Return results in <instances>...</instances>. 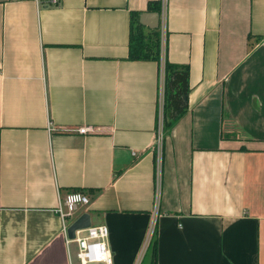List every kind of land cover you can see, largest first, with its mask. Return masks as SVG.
<instances>
[{
  "label": "crops",
  "instance_id": "1",
  "mask_svg": "<svg viewBox=\"0 0 264 264\" xmlns=\"http://www.w3.org/2000/svg\"><path fill=\"white\" fill-rule=\"evenodd\" d=\"M163 11L0 0V264H80L55 212L70 192L89 199L71 220L108 227L111 264H264V0L166 1L165 60L189 91L156 210L159 58L127 55L130 29L159 33Z\"/></svg>",
  "mask_w": 264,
  "mask_h": 264
},
{
  "label": "built area",
  "instance_id": "2",
  "mask_svg": "<svg viewBox=\"0 0 264 264\" xmlns=\"http://www.w3.org/2000/svg\"><path fill=\"white\" fill-rule=\"evenodd\" d=\"M167 0H162L163 15L159 25V100H158V128L155 138L156 147V163H155V209L157 210L159 200V189L161 182V150H162V121H163V105H164V74H165V51H166V30H165V4ZM51 4H56L58 0H49ZM92 126L77 127L76 132L86 134L92 132ZM89 202L87 195L81 192L67 193L63 198L59 199L55 212L61 220V232L64 236L67 249L71 243H75L77 247L76 257L80 264L88 263H103L111 264V253L107 245L108 227L105 224L90 225L87 228L76 230L73 239L68 237L67 228L71 223V218L75 211L81 205H86ZM155 210V216H156ZM154 229V220L151 222L147 233L145 248L152 238Z\"/></svg>",
  "mask_w": 264,
  "mask_h": 264
},
{
  "label": "trees",
  "instance_id": "3",
  "mask_svg": "<svg viewBox=\"0 0 264 264\" xmlns=\"http://www.w3.org/2000/svg\"><path fill=\"white\" fill-rule=\"evenodd\" d=\"M138 13L131 11V26L135 23ZM149 39V43L146 39ZM153 42V45H152ZM128 59H152L159 58V33L145 35L139 27L130 29L128 44ZM164 105H163V136L173 126L174 122L186 111L187 93L189 91V72L187 66H178L165 62L164 74ZM153 258L156 257V241L151 240L150 246Z\"/></svg>",
  "mask_w": 264,
  "mask_h": 264
},
{
  "label": "water",
  "instance_id": "4",
  "mask_svg": "<svg viewBox=\"0 0 264 264\" xmlns=\"http://www.w3.org/2000/svg\"><path fill=\"white\" fill-rule=\"evenodd\" d=\"M91 225L90 216L88 213H83L77 218L73 219L67 228L68 237L73 239L75 231L87 228Z\"/></svg>",
  "mask_w": 264,
  "mask_h": 264
},
{
  "label": "rangeland",
  "instance_id": "5",
  "mask_svg": "<svg viewBox=\"0 0 264 264\" xmlns=\"http://www.w3.org/2000/svg\"><path fill=\"white\" fill-rule=\"evenodd\" d=\"M152 45H153V42H152ZM150 251H151L150 247L146 249L145 253L142 255V257H143L142 260L147 259L148 256H150V254H151Z\"/></svg>",
  "mask_w": 264,
  "mask_h": 264
}]
</instances>
